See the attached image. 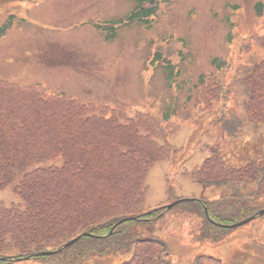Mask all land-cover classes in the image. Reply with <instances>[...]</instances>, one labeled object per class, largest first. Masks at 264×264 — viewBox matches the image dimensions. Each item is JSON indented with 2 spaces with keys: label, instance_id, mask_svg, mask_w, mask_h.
Listing matches in <instances>:
<instances>
[{
  "label": "rangeland",
  "instance_id": "374dc122",
  "mask_svg": "<svg viewBox=\"0 0 264 264\" xmlns=\"http://www.w3.org/2000/svg\"><path fill=\"white\" fill-rule=\"evenodd\" d=\"M258 2L264 0H160V10L150 26H118L116 36L110 37L105 25L126 17L135 0H0V22L10 15L17 17L0 41V79L25 87L41 84L57 99L61 95L78 98L93 107H104L109 116L114 115L119 103L127 116L139 111L146 114L143 118L156 116L165 127L178 123L180 131L172 140L157 141L158 148L164 144L167 151L148 172L147 205L156 208L178 198L218 197L216 189L198 183L202 165L213 154L204 146L217 147L222 141L216 121L222 106L226 111L237 110L241 117L246 115L242 106L246 96L243 69L238 71L264 57V47L257 43V36L263 32V17H258L256 10ZM158 52L172 60L181 73L172 86L164 66L151 65ZM214 58L227 61L232 68L218 71L223 68L212 64ZM203 74H213L214 80L220 79L226 86L237 76L227 98L213 87L209 96L202 98L208 101L207 111L216 112L197 115L196 85ZM209 79L213 86L215 82ZM173 108L175 117L165 121ZM90 115L93 120L102 114L91 111ZM115 123L119 124L117 120ZM252 131L246 129L244 133ZM250 139L251 135L243 134L241 147ZM228 142L233 147L227 145L223 156L227 163L236 164L234 149L241 153V148L234 140ZM173 144L181 150L170 158L167 145ZM241 186L236 185L234 191ZM250 190L244 198L249 206L242 208L244 212L236 216L235 223L264 206V195L258 198L255 194L251 199ZM12 191V185L0 190V200L19 202V195ZM240 196L230 191L225 197L243 200ZM181 206L152 225L135 227L134 234L168 240L175 262L189 264L206 255L212 258L205 259L204 264H264V218L234 228L219 226L215 233L220 236L218 240L197 241L196 216L184 213ZM123 258L128 256L96 257L84 264H119ZM13 264L47 263L24 260Z\"/></svg>",
  "mask_w": 264,
  "mask_h": 264
},
{
  "label": "trees",
  "instance_id": "16d2710c",
  "mask_svg": "<svg viewBox=\"0 0 264 264\" xmlns=\"http://www.w3.org/2000/svg\"><path fill=\"white\" fill-rule=\"evenodd\" d=\"M136 1L128 22L147 24L157 13L159 0ZM261 7L260 3L256 5L259 15ZM12 25L10 16L0 25V38ZM261 42L264 45V35ZM161 56L158 53L155 60ZM169 62L165 64L167 77L174 79ZM212 64L220 68L224 62L215 58ZM209 78H200L201 96H209L213 87L227 98L232 82L226 86L212 78V86ZM0 86V190L12 185L20 197L19 202L10 204L0 201V264L27 257L40 262L59 259L62 264H83L92 257L106 256H128L119 264H187L171 259L168 240L141 238L133 232L137 226L154 224L169 211L165 206L147 208V178L154 163L167 151L163 144L158 148L157 141H168L178 125L169 123L165 127L156 117L143 118L146 114L140 113L129 117L123 106L115 107L114 115L109 116L102 106L93 107L63 95L57 99L42 86L27 89L2 79ZM244 86V120L230 108L226 112L222 106L220 111L219 121L228 136L241 132L242 125L264 124V60L247 69ZM91 111L102 115L92 120ZM165 121H169L168 115ZM263 143L264 136L259 143L246 146L250 156L236 164H226L218 157L220 162L210 161L200 169L198 182L218 190L219 199L185 200L174 207L182 205L185 213L203 218L199 239L220 238L215 234V222H237L236 216L249 206L244 200L248 192L243 194L248 187L253 189L251 199L255 194L258 198L264 195ZM167 148L171 154L173 148ZM232 185L247 188L238 193ZM228 190L242 195L243 200L226 198ZM78 236L76 243L62 248ZM58 248L62 251L57 255L40 256L43 251ZM211 258L200 255L189 264H204Z\"/></svg>",
  "mask_w": 264,
  "mask_h": 264
},
{
  "label": "water",
  "instance_id": "95a60500",
  "mask_svg": "<svg viewBox=\"0 0 264 264\" xmlns=\"http://www.w3.org/2000/svg\"><path fill=\"white\" fill-rule=\"evenodd\" d=\"M260 214H261V215L264 214V211L260 212ZM253 218H255V217H252V218H250V219H247L246 221H243V222H241V223H239V224H237V225H234V226H239V225L245 224V223L251 221ZM75 241H76V239L70 241V242L67 243L65 246H70V245H71L72 243H74ZM54 253H56V252H54V251H50V252H46V253H44V254H46V255H51V254H54Z\"/></svg>",
  "mask_w": 264,
  "mask_h": 264
}]
</instances>
